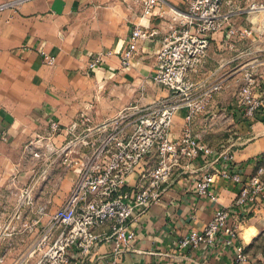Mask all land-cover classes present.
Instances as JSON below:
<instances>
[{"label": "crops", "instance_id": "0c3cea01", "mask_svg": "<svg viewBox=\"0 0 264 264\" xmlns=\"http://www.w3.org/2000/svg\"><path fill=\"white\" fill-rule=\"evenodd\" d=\"M0 1L13 2L0 13V203L6 190L20 194L33 184L32 204H16L18 207L8 215V225L0 219V264H32L45 246L33 256L28 253L48 225L50 214L67 197L76 171L65 170L50 192L52 187L44 181V175L34 182L44 162L25 154L23 145L45 134L52 117L63 126L87 112L95 122H101L135 100L149 102L167 96L169 90L153 82L151 76L156 71V52L164 32L186 4L185 0H159L154 13L143 17L137 0ZM233 19L237 25L253 27L255 32L237 41L235 50L219 46L223 31L210 39L205 62L192 79L200 84L216 70L224 78V88L214 94L190 126L210 146V141L216 140L222 142L217 147L221 148L234 139L226 148L233 152L234 161L243 165V175L254 174L262 167L264 179V17L241 13ZM136 24L149 35L138 40L131 64L122 67L119 53ZM110 49L113 53L105 55L98 68L88 70L94 54ZM42 51L54 54L56 61L47 64ZM253 62L258 81L255 94L261 105L247 115L245 106L238 102L236 84L243 80V68ZM227 96H232V101ZM184 116V109L175 114L172 138L180 134ZM65 137L60 133L57 144ZM233 144L236 147L231 148ZM190 167L195 172L176 167L159 201L132 222L136 238L126 249L114 253L113 243L106 241L76 264H230L234 257L231 248H206L204 253L175 247L191 227L201 228L217 206L233 210L232 218L239 223L246 252L254 264H264L250 250L264 231V194L248 202L241 214L234 205L240 183L218 178L214 186L218 200L214 201L199 195L194 185L196 173L211 170L209 162L195 159ZM133 181L134 176H130L129 182ZM30 207L32 213L22 214Z\"/></svg>", "mask_w": 264, "mask_h": 264}, {"label": "built area", "instance_id": "2783aa9c", "mask_svg": "<svg viewBox=\"0 0 264 264\" xmlns=\"http://www.w3.org/2000/svg\"><path fill=\"white\" fill-rule=\"evenodd\" d=\"M137 2L141 16L149 17L159 0ZM12 3L0 1V13ZM185 4V10L176 13L164 32L156 52V71L151 76L153 82L169 90L167 96L149 102L135 100L101 122L81 113L62 126L52 117L45 134L23 145L25 154L44 162L42 172L54 154L76 171L67 197L50 214L48 225L28 253L33 256L45 246L32 264H76L106 241L113 243L114 253L126 249L136 238L132 222L159 201L176 167L195 172L190 167L195 159L203 158L211 165V170L196 173L194 185L199 195L217 201L214 186L218 178L238 182L241 187L234 205L241 213L248 202L264 194L262 167L244 176L243 165L234 161L231 150L206 144L190 126L214 94L224 88V78L216 70L200 84L192 79L205 62L210 39L223 31L219 46L235 50L237 41L255 29L237 25L234 16L247 13L264 17V0H185ZM148 35L141 25H135L119 53L122 67L131 64L138 40ZM41 53L47 64L56 61L54 54ZM111 53L110 49L94 54L88 70L98 68ZM242 78L237 99L251 115L261 105L255 94V62L243 68ZM179 109L185 110V121L180 134L172 138L170 128ZM60 133L68 139L57 144ZM151 159L153 163L148 165ZM130 176H134L133 182H129ZM32 189L33 184L22 190L20 205L32 204ZM232 211L217 206L201 228L191 227L178 238L176 250L193 248L205 253L206 248H231L234 257L230 264H254L240 241L239 223L232 218Z\"/></svg>", "mask_w": 264, "mask_h": 264}, {"label": "rangeland", "instance_id": "374dc122", "mask_svg": "<svg viewBox=\"0 0 264 264\" xmlns=\"http://www.w3.org/2000/svg\"><path fill=\"white\" fill-rule=\"evenodd\" d=\"M238 85H239V82H238V84H236V86H238ZM235 97H236V95H235ZM235 97L233 96V98H235ZM94 99L95 98L93 97V100ZM226 99L227 100L229 99V101L231 99V101H232V96H227ZM235 100H236V98H235ZM89 101H90V99H89ZM91 102L92 101H90V103ZM83 113L86 116L94 119V117L91 114H89L87 112H83ZM93 119H92V121L95 122ZM231 131H233V129L228 130V132H231ZM67 139H68V137H66L65 141ZM234 142H235L234 139L229 140L221 148H226V147H228L230 144H232ZM210 143H212V146H214L215 148H217L220 145V143H222V142H217L216 140H214V141H210ZM240 143L243 144L244 142H242V141L241 142L240 141H236V144H240ZM232 147H236V145L233 144V146L231 145V148ZM74 148L76 149V146ZM60 159L61 158L59 156L58 157H55V158L52 157V162L48 166V168L45 169V171H43L42 173L41 172L37 173L36 178L34 180L35 184H36L37 179H39V176L40 175H44L45 176L44 181L47 182V183L49 182L48 184H50L49 185V188H50V187L53 186V184H55V185L57 184L58 185L59 181H61L60 180V177H62V175L64 174L63 172L65 170L66 171L68 169L75 170L73 168H70V167L65 166L64 164H62ZM152 163H153V159H151L149 161V164L148 165H152ZM38 165L39 164H37L36 166H38ZM40 186H42V182H41V185ZM39 187H38V189H39V192H40L42 190V188H39ZM34 191H36L35 188H34L33 192ZM52 191H53V187L50 188V192H52ZM18 195H19V193H17L15 190L14 191H11V190L8 191V190H6V192H4V195L2 197L3 198V202L0 203V219L1 220H4V222L7 225L9 223V221H8V215H10L14 211V208L17 206L16 204H18L20 207H22V205L19 204ZM39 209H40V207L38 208V211L40 212L41 210H39ZM22 212H23L22 214H24V215H29L30 213H32L31 207L28 208V209H26V210H23ZM6 218H7V220H5ZM0 223H2V222H0ZM250 250H251L252 255H256V259L257 260H259L260 262H264V231H262V233L259 234L255 238V240L253 241V244L250 247ZM257 256H259V257H257Z\"/></svg>", "mask_w": 264, "mask_h": 264}, {"label": "trees", "instance_id": "16d2710c", "mask_svg": "<svg viewBox=\"0 0 264 264\" xmlns=\"http://www.w3.org/2000/svg\"><path fill=\"white\" fill-rule=\"evenodd\" d=\"M249 246H250V245H249ZM249 246H248V247H249Z\"/></svg>", "mask_w": 264, "mask_h": 264}]
</instances>
